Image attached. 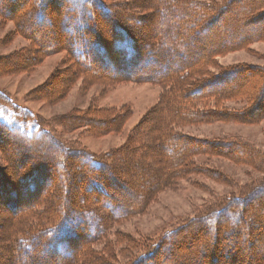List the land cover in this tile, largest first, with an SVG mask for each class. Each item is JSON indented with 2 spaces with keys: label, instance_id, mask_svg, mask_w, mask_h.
Segmentation results:
<instances>
[{
  "label": "trees",
  "instance_id": "1",
  "mask_svg": "<svg viewBox=\"0 0 264 264\" xmlns=\"http://www.w3.org/2000/svg\"><path fill=\"white\" fill-rule=\"evenodd\" d=\"M131 2L0 0V17L11 19L15 31L31 42L28 49L1 58L0 72L23 70L42 54L64 51L68 64L66 76H61L64 80L53 86L57 94L78 77L150 80L166 88L155 110L134 127L125 144L98 156L62 140L51 120L42 122L0 89V153L6 162L0 164V190L13 196L20 190L25 197L13 203L0 200V208L9 214L3 224V255L9 259H1L0 264H72L77 260L80 264H117L111 252L88 247L112 222L143 209L157 191L191 173L202 170L220 181L229 178L196 165L193 158L201 153L250 165L262 175L238 194L204 205L201 212L165 231L128 264H164L173 253L179 255L171 264H264V154L245 140H209L178 130L183 125L225 121L227 116L231 121L243 116L251 122L264 116V81L259 82L264 79V68L240 65L211 70L219 54L264 38V24H260L264 0H143L152 16H146L145 7L137 5L140 2ZM133 6L144 10L126 14ZM173 14L179 20L164 18ZM145 22L153 26L145 28L149 37L140 38L135 33ZM156 23L164 26L158 33ZM169 23H175L177 30L171 32ZM231 35L236 39H228ZM237 96L248 102L246 109L232 112L220 103ZM91 110L56 118L55 123L102 133L120 128L125 115ZM12 120L24 124L32 120L35 126L28 131ZM153 145L168 153L160 152V165L140 173L135 184L139 196L124 200V194L131 193L124 183L128 170L137 165L148 168L149 157L138 155ZM123 160L128 164L124 169L118 166ZM146 180L150 185L142 188ZM181 246L191 257H181Z\"/></svg>",
  "mask_w": 264,
  "mask_h": 264
},
{
  "label": "rangeland",
  "instance_id": "2",
  "mask_svg": "<svg viewBox=\"0 0 264 264\" xmlns=\"http://www.w3.org/2000/svg\"><path fill=\"white\" fill-rule=\"evenodd\" d=\"M114 1H129L131 0H108ZM137 5H145L143 0H133ZM150 1V0H145ZM207 1V0H202ZM217 3H224L227 0H213ZM147 2V3H148ZM136 5V6H137ZM148 5V4H147ZM133 6L128 13L142 12L143 7L136 8ZM146 16H152L148 13L147 7L144 6ZM142 14V13H141ZM175 14V13H174ZM171 17L165 16L168 22L169 19L179 20L177 15ZM260 18V24H264V17ZM171 20V19H170ZM153 26L152 23L145 22L135 33L138 37H149V33L145 28ZM155 32L163 30V25L156 23ZM171 32L177 30L175 23H169ZM221 23H218V28L222 29ZM230 28V26H228ZM144 31H146L144 33ZM143 33V34H142ZM228 39L235 40V36L231 35ZM221 41V40H220ZM225 42V41H222ZM31 47V42L22 34L15 31L14 22L8 18L0 17V59L9 54L23 51ZM201 54L200 52L196 53ZM32 55H28L31 60ZM33 59V58H32ZM67 56L64 51H57L48 55H40L36 62H32V67L23 70L19 68L7 69L0 72V89L7 92L23 109L30 111L33 115L39 117L42 122L50 121V125L56 131L55 133L74 146H79L90 151L98 156L107 153L110 150L122 147L128 137L131 135L134 127L143 121L157 107L158 100L163 95L165 86L155 83L150 80H91L86 81V78H75L73 83L62 94H57L53 86H58L59 80H64L66 75V66L68 64ZM240 65L254 66L258 69L264 68V38L251 41L247 46L237 49H232L214 58V63L211 66L213 72H219L221 69L236 67ZM70 69V68H69ZM62 71V75L60 72ZM63 76V77H61ZM264 79L260 78L259 82L263 83ZM56 91V92H54ZM52 92L55 96L50 94ZM57 95H56V94ZM45 95L51 98H45ZM221 105L227 108L228 111L238 112L246 109L248 102L241 96L223 98L220 101ZM264 109V105L261 106ZM89 108L91 111L102 113H114L112 111L125 112L123 122L120 128L116 130H106L105 132H90L82 126H73L72 128H64L55 123V119L66 115H72L79 111L86 112ZM262 111V110H261ZM3 113V110H1ZM227 115L229 113H226ZM2 116V115H1ZM241 116V115H239ZM228 117V116H227ZM214 120L203 122L194 125H183L178 127V130L183 133L209 140H232L241 139L249 142L259 149L264 154V116L255 122L247 121V117L238 118L233 121ZM6 119V118H5ZM7 120V119H6ZM144 122V121H143ZM13 124L20 125L26 130L31 131L35 123L27 121L26 124L18 121H13ZM46 125V124H45ZM101 126V125H100ZM167 149H160L156 145L147 146L145 151L141 152L138 157L152 159V163L148 158V168L143 166L132 167L128 170V177L125 185L131 193L124 195V200H131L139 196L140 191L135 187L139 182L140 173L147 172L149 168L155 169L159 163V156L162 153H168ZM161 152V153H160ZM160 153V154H159ZM194 163L199 167H208L229 177L224 181L215 179L209 176L202 170L191 173L178 180H174L171 187L161 189L147 202L145 207L125 218L112 222L107 228L105 234L99 239L92 242L88 247L96 252H106L113 254L117 264H128V261L135 257L140 251L148 249L152 242L157 241L165 231L175 228L185 220L193 217L198 212H201L204 205L215 202L219 198L226 197L229 194H238L239 189L245 185L255 181L262 175V172L255 170L252 166L237 163L233 160L218 156L198 154L194 158ZM6 163L0 153V164ZM28 162H25L26 164ZM124 160L119 163L122 169L126 167ZM7 170L10 166H7ZM150 169V170H152ZM11 171V169L9 170ZM150 172V171H148ZM7 173V172H6ZM11 175V174H10ZM144 175V174H143ZM142 176V175H141ZM6 179V177H3ZM9 179L10 177L7 176ZM77 178V177H76ZM4 179H1L5 181ZM7 181V179H6ZM1 182V181H0ZM133 184V185H132ZM144 187H148L150 182L146 180ZM140 188V189H142ZM80 192L82 190H79ZM125 192L123 188L120 190ZM119 191V192H120ZM144 190L142 189V192ZM19 194V195H18ZM20 190L13 196L10 192L0 190V200L3 198L5 203H13V201H22L23 195H20ZM18 197V198H17ZM25 198V197H24ZM19 203H17L18 205ZM5 215H9L7 209L0 208V260L9 259L5 256L4 251L6 245L4 242L3 224L8 220ZM5 216V217H4ZM264 242V232L262 233ZM193 243L190 246L193 247ZM192 244V245H191ZM255 247V245H254ZM259 247V246H258ZM181 257L187 255L184 246L179 247ZM179 255V254H177ZM177 255H167V261L164 264H171L176 259ZM160 257L158 259H163ZM199 258V257H198ZM47 262L48 259L44 258ZM162 261V260H161ZM170 261V262H169ZM78 260L72 264H80ZM226 264H231L228 261ZM232 264H235L234 262Z\"/></svg>",
  "mask_w": 264,
  "mask_h": 264
}]
</instances>
